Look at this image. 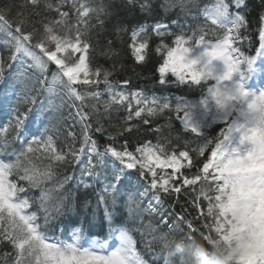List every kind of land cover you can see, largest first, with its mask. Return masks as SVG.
Segmentation results:
<instances>
[{
    "label": "snow or ice",
    "instance_id": "snow-or-ice-1",
    "mask_svg": "<svg viewBox=\"0 0 264 264\" xmlns=\"http://www.w3.org/2000/svg\"><path fill=\"white\" fill-rule=\"evenodd\" d=\"M27 3L34 10L31 15L41 17L39 28L34 22L31 30L26 31L27 18L15 24L10 22L7 13L15 5L0 8V34L5 36L11 52L7 68L12 69L13 62L20 65L7 77L11 95L7 87L0 90V113L10 114L6 123L0 124V245L14 250V254H4L5 264H149L130 234L132 229L126 226L128 218L114 211L118 201H123L131 217L140 209V200L149 193L152 199L143 209L148 213L155 212L153 202L161 203L162 195L178 197L190 193L188 203L197 213L193 219H199L201 227L185 220V215H190L186 209L183 215L162 213L159 223L166 224L173 217L185 223L188 232L184 238L193 243V233L205 240H210L214 233L218 237L214 246H225L221 264H227L234 254L239 255L238 264H264V76L260 86L249 83L254 74H264V15L260 17L261 27L257 32L258 49L251 56L241 50L243 40L250 42L241 32L248 24L246 15L242 14V9L247 8L246 0H215L211 7L203 9L205 25L191 35L172 33L162 18L152 25L133 28L131 47L135 60L143 64L149 58L148 29L151 28L152 35L160 39L152 49L159 56L157 83L201 87L202 98L193 101L183 97L149 96L143 90H120L130 88L129 79L114 81L110 70L90 68V45L81 39L79 29L72 36L70 28L61 34L58 26L65 25L69 16V12L62 10L65 5L78 14V21L85 23L91 14L99 20L105 14L103 6L91 7L84 0H27ZM186 3L187 0H164L161 7L165 11L177 6L183 9ZM141 9L151 11L152 4L145 0ZM52 12L57 19H48L46 13ZM165 36L174 37L171 44L164 42ZM50 65L56 71L49 80ZM5 71L0 55V81L5 80ZM17 84L21 85L19 92L15 88ZM101 84L103 91L98 90ZM78 85L97 90L81 91ZM61 89L63 95L79 101L77 115L82 126L79 147L71 131L67 133L71 143L58 144L59 137L49 134L58 132L52 121L55 112L65 103ZM41 91L46 93L47 104L40 102L34 112L37 94ZM105 96L107 99H102ZM21 103L31 106L20 111ZM101 104L104 112L119 106L128 111L126 126L118 128L115 135L110 134L111 143L104 145L103 151L90 135L93 131L105 130L99 119ZM47 109H53V115H46ZM167 111L175 112L184 131L194 134L197 140L202 139L203 143L195 149L187 145L167 149L159 142L130 144L128 139L118 147L115 145L117 137L133 131L135 126L127 121L139 118L144 125H149L150 118ZM30 116L47 120V123L41 120L43 130L39 135H25ZM90 117H96L94 129ZM216 122H224L226 127L209 138L207 129ZM13 142L20 145L19 150L9 153L7 150ZM193 153L203 157L204 162L194 174L186 175L195 167ZM85 154L81 175L103 176L105 181L97 204L103 205L109 238L118 241L115 245H110L108 240L89 238L85 246L82 226L73 229L70 239L48 234L49 209L58 212L65 207L67 196L60 193L72 177L66 175L52 187L45 186L56 177L58 166L79 163ZM200 182L203 183L197 192L195 186ZM80 183L84 188L91 187L83 181ZM33 189L40 190L39 197L29 195ZM34 203L45 213L43 224L37 212L32 211ZM147 227L156 231L151 222ZM153 239L159 240L162 247L173 243L163 233ZM176 249L178 254L183 251L178 245Z\"/></svg>",
    "mask_w": 264,
    "mask_h": 264
},
{
    "label": "trees",
    "instance_id": "trees-1",
    "mask_svg": "<svg viewBox=\"0 0 264 264\" xmlns=\"http://www.w3.org/2000/svg\"><path fill=\"white\" fill-rule=\"evenodd\" d=\"M55 2V0H53ZM91 7L103 6L105 8V14L99 16V20L95 18V14H91L87 18V22L84 20L78 21V14L65 5L63 11L69 12V16L65 24L68 29H79L82 33V38L89 43L91 57V65L95 69L101 67L112 72V79L114 81H122L129 79L131 84L130 88H121L125 91H138L143 90L149 96L153 94L157 96H169V97H185L188 100H194L202 97V88H185L184 86H177L175 84H169L167 86H161L157 83L158 72L156 68L159 62V56L152 52V49L156 44L160 43V39L155 35H152V29H148V34L151 36V47L149 49V58L143 64L138 63L135 60L132 49V30L139 25H152L156 21L163 19V22L168 24L172 33L180 34L186 33L191 35L192 31L196 30L200 26H204L206 21L202 16L201 8L203 6L213 4L215 0H187L186 7L183 9L179 6L171 8L167 11L161 7L164 4V0H148L152 4L151 11L142 10L141 5L145 3V0H84ZM247 8L242 9V14L247 17V28L242 29V35L246 38L242 42L243 51L249 52L258 40V29L261 27L260 17L264 15V0H246ZM5 5H15L11 8V11L7 13V19L10 22H19L23 18H27L25 26L27 30H31L33 23L35 27H40L41 17L31 15L33 8L27 3V0H0V8H4ZM22 13L17 15V13ZM48 19H57L55 12L46 13ZM175 22V23H173ZM210 23V22H209ZM28 24V25H27ZM142 39V37L140 38ZM173 36H165L164 42L171 44ZM254 50V49H253ZM11 54L9 47L7 46L6 38L0 34V55L3 56L4 64L6 66L5 80L0 81V90L6 87L11 95V88L8 84L7 77L9 72L14 71L19 66V62L12 63V69H8L9 55ZM56 71L55 67L49 66L48 79H51L52 72ZM39 75V74H34ZM171 78V77H170ZM174 79V78H173ZM81 91H93L97 90L91 86L78 85ZM16 91L19 92L21 85L15 86ZM100 91L104 90V85L99 86ZM63 95V90H60ZM2 96V92H0ZM12 99H15L12 96ZM64 105L55 112V119L52 121L58 129L57 133H49L59 137L58 144L64 142L71 143V138L68 137L69 131L75 133L77 139L75 141L76 147L80 146L81 137V121L77 115V108L80 106L79 101L70 99L67 95H63ZM102 99H107L103 97ZM40 102L47 104L46 93L43 91L37 94V103L33 107L35 112L40 107ZM59 103V100H57ZM91 103V102H90ZM75 105V106H74ZM20 111H24L26 107L31 105H25L23 103L18 105ZM102 115L99 117L100 123L104 127L103 132H92V139L98 142V145L103 151V146L111 143L109 136L115 135L118 128L126 126V118L128 111L124 106L114 107L108 112H104L102 104L99 105ZM85 111L89 109L85 108ZM10 114L0 113V124L6 123V119ZM46 115H53V109H47ZM183 114L180 113V116ZM41 120L47 123L44 117L30 116L27 124V132L35 133L39 135V132L43 130ZM93 124V129L97 126L95 123L96 117H90ZM149 125H144L139 118H134L132 121H127V124L134 125L131 133H125L124 136L117 137L115 145L118 147L123 143L124 139H128L130 144H136L137 142H151L156 144L157 142L164 144L167 149L182 147L187 145L191 149L197 148L198 145L203 143V140H197L194 138V134L186 133L177 114L173 111H167L162 115L150 118ZM159 128L160 131H155ZM222 125L213 123L207 134L209 138L217 136L221 131ZM11 139V137H9ZM20 145L16 142L10 144L8 152L11 153L14 149L19 150ZM2 158V157H0ZM95 163V159L93 160ZM193 162L195 167L185 173L186 175L194 174L196 168H199L204 162L203 157H196L193 153ZM86 163V154L81 157L79 163L73 161L66 165H60L56 169V177L52 182L45 187H52L59 180H63L64 176H71L72 179L65 185L64 190L60 195L67 196L65 200V207L58 212L50 207L51 217L49 219L48 228L49 233L55 232L60 226L83 228V237L93 236L98 238H109L108 224L104 220L103 205L97 204L98 194L102 192L104 186V178L100 176L98 178H89L86 175H81V170ZM99 172L100 169L97 168ZM133 182H136V177H132ZM88 183L91 185L89 188H84L80 183ZM200 182L195 188L199 191L201 186ZM143 184V182H141ZM26 187V185H24ZM207 188L208 185L204 184ZM140 191H143V187H140ZM30 196L39 197L40 190L33 189L29 193ZM137 199H140L137 197ZM152 199V194L142 200H140V209L133 213L131 217L128 215L127 207L123 201H118L117 207L114 210L117 214H122V217L128 218L129 223L126 225L129 229H132L131 235L137 242L138 250L144 255V258L148 260L149 264H221L223 257L226 254L223 249L224 245L214 246V241L218 239L213 233L210 240L201 238L200 235L193 233L195 237L194 243L184 238V234L188 232V227L185 223H180L175 218H169L166 224L159 223L162 213H179L184 214L185 209L190 215H185L186 221H192L194 227H201L202 222L199 219L194 220L193 217L197 216V213L189 205L188 200L191 199L190 193H182L178 197L173 195H162L161 203L155 204V212H144L143 209L148 207L149 200ZM206 204V201H202ZM133 207H135L133 205ZM32 211H36L40 216V223L43 224L44 212L39 209L38 204L34 203ZM119 220L116 221L119 224ZM151 222L153 228L156 229L152 232L147 225ZM115 226V225H114ZM171 229V230H170ZM203 230V228H201ZM169 235L173 243L167 247H162L159 240H154L153 236H159L160 234ZM182 248V253L178 254L176 246ZM199 249V255L197 250ZM13 253L14 250L8 245H0V264H5L4 254ZM11 257H9V260ZM227 264H238L236 258L232 257Z\"/></svg>",
    "mask_w": 264,
    "mask_h": 264
},
{
    "label": "rangeland",
    "instance_id": "rangeland-1",
    "mask_svg": "<svg viewBox=\"0 0 264 264\" xmlns=\"http://www.w3.org/2000/svg\"><path fill=\"white\" fill-rule=\"evenodd\" d=\"M236 10H233V12H235ZM15 23H17V22H14V24ZM65 24H67V23H65ZM28 25V24H27ZM68 25V24H67ZM25 27V30H27V27L28 26H24ZM76 30L77 29H71V32L69 33L70 35H72V36H74L75 34H76ZM58 31H60V33L61 34H64L65 32H67L68 31V26H66V25H60V26H58ZM81 39L83 40V41H85L83 38H82V36H81ZM252 49H258V41H257V45H255ZM251 49V50H252ZM76 55H79V54H76ZM91 57H92V55H91V53H90V48H89V51H88V58H89V64H90V68L91 69H94L93 67H92V65H91ZM259 63V62H258ZM18 66H20V65H18ZM259 75V76H258ZM262 73H256V74H254V80H255V83H253V85H257V86H260V84H261V77H262ZM258 76V77H257ZM7 114V113H6ZM30 139V138H29ZM233 247H235V245H233ZM233 256H237L238 257V260H239V255L238 254H234ZM232 256V257H233Z\"/></svg>",
    "mask_w": 264,
    "mask_h": 264
}]
</instances>
